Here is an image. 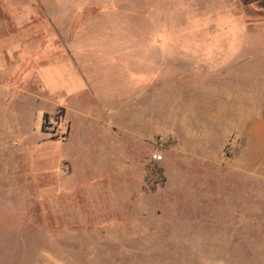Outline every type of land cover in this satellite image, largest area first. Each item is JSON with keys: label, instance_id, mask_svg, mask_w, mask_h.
Returning <instances> with one entry per match:
<instances>
[{"label": "rangeland", "instance_id": "obj_1", "mask_svg": "<svg viewBox=\"0 0 264 264\" xmlns=\"http://www.w3.org/2000/svg\"><path fill=\"white\" fill-rule=\"evenodd\" d=\"M246 3L0 0V264H264V14ZM13 41L88 43L73 53L124 123L137 107L132 132L36 113L43 61H4Z\"/></svg>", "mask_w": 264, "mask_h": 264}, {"label": "crops", "instance_id": "obj_2", "mask_svg": "<svg viewBox=\"0 0 264 264\" xmlns=\"http://www.w3.org/2000/svg\"><path fill=\"white\" fill-rule=\"evenodd\" d=\"M13 42L16 43L14 44V49L10 50V55L3 50L4 61H6V56L12 58L14 62H17L19 59L21 61L26 60L28 57H30V61H43L42 64L33 69V78L28 83V89H33L32 84L34 81L36 82L35 91L33 93L26 91L30 96L29 99L37 102L36 107H34L36 113H38V110H41L43 116L49 114L52 117L62 119L61 123L65 127H68L69 133L72 123L71 116L74 114L83 119L90 120L92 125L98 124L106 129L108 128L112 133L126 130L124 127L127 128V126L130 127L127 131L132 132L131 127L135 124L134 121L138 119L137 107L135 109L130 108L131 121L127 120V123H124L123 119L126 113L124 114L121 93L117 95L115 92L117 85L112 88L114 91L110 89V94L112 95L102 96L98 93L97 88L93 87L95 81L88 77H91L90 73L84 72L88 68L91 69V65L89 64V59L84 60L83 58L81 60L79 55H85L91 51L87 49L88 43L84 41H78L80 43L77 44L73 43V50H58L59 56L54 58L52 43H48L44 47L43 45L46 41H31L30 43H26V41ZM107 42L121 44L120 42L123 43L124 41H104L102 44H108ZM66 45L69 46V44ZM76 49L81 54L73 53ZM97 51L101 52V50ZM97 51L95 50V52ZM34 55L37 57L33 58ZM12 71L14 70L11 69L8 76H12ZM4 73V76H6L7 73ZM18 76L24 80V83L26 78L32 77L30 73L26 74L25 69ZM130 82L133 85L134 80L130 79ZM132 85L131 88H133ZM29 109L20 106L18 114L15 116H25L26 110ZM133 112H135V116H133Z\"/></svg>", "mask_w": 264, "mask_h": 264}, {"label": "flooded vegetation", "instance_id": "obj_3", "mask_svg": "<svg viewBox=\"0 0 264 264\" xmlns=\"http://www.w3.org/2000/svg\"><path fill=\"white\" fill-rule=\"evenodd\" d=\"M255 4V11L262 12L264 14V0H247L246 5L250 6Z\"/></svg>", "mask_w": 264, "mask_h": 264}, {"label": "built area", "instance_id": "obj_4", "mask_svg": "<svg viewBox=\"0 0 264 264\" xmlns=\"http://www.w3.org/2000/svg\"><path fill=\"white\" fill-rule=\"evenodd\" d=\"M47 127L50 128L51 127V124L49 123Z\"/></svg>", "mask_w": 264, "mask_h": 264}, {"label": "trees", "instance_id": "obj_5", "mask_svg": "<svg viewBox=\"0 0 264 264\" xmlns=\"http://www.w3.org/2000/svg\"><path fill=\"white\" fill-rule=\"evenodd\" d=\"M44 116H46V114Z\"/></svg>", "mask_w": 264, "mask_h": 264}]
</instances>
